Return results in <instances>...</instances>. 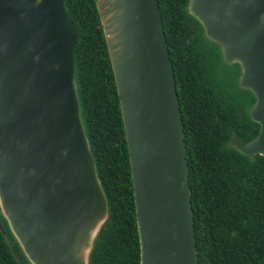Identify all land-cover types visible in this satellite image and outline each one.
<instances>
[{"label": "water", "instance_id": "obj_1", "mask_svg": "<svg viewBox=\"0 0 264 264\" xmlns=\"http://www.w3.org/2000/svg\"><path fill=\"white\" fill-rule=\"evenodd\" d=\"M94 1L123 123L139 264H198L158 2ZM186 9L216 44L220 65L238 70L235 85L254 97L246 110L257 133L244 140L233 131L227 145L264 156V0H187ZM74 49L64 0H0V214L31 264H89L107 217L81 119ZM0 229L6 237L1 219Z\"/></svg>", "mask_w": 264, "mask_h": 264}, {"label": "trees", "instance_id": "obj_2", "mask_svg": "<svg viewBox=\"0 0 264 264\" xmlns=\"http://www.w3.org/2000/svg\"><path fill=\"white\" fill-rule=\"evenodd\" d=\"M75 28L74 75L81 119L107 200L89 264H139L126 141L107 45L94 0H64ZM183 124L198 264H264V156L227 145L258 131L235 68L220 65L187 0H157ZM0 264H31L0 214Z\"/></svg>", "mask_w": 264, "mask_h": 264}, {"label": "bare ground", "instance_id": "obj_3", "mask_svg": "<svg viewBox=\"0 0 264 264\" xmlns=\"http://www.w3.org/2000/svg\"><path fill=\"white\" fill-rule=\"evenodd\" d=\"M102 15H103V13H102ZM103 17H105V16H103ZM109 40V39H108ZM109 44H110V48H111V51H112V57L113 56H115L114 54H116V53H114V51L117 49V47H116V45H115V43H113V40H112V42H111V40H109ZM113 44V45H112ZM114 59V58H113ZM114 63H115V65H117V62L114 60Z\"/></svg>", "mask_w": 264, "mask_h": 264}]
</instances>
